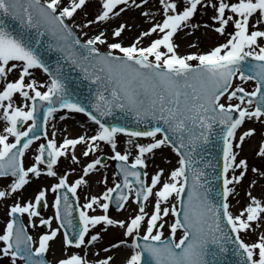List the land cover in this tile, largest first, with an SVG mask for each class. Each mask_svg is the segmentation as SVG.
Here are the masks:
<instances>
[{
  "label": "snow or ice",
  "instance_id": "1",
  "mask_svg": "<svg viewBox=\"0 0 264 264\" xmlns=\"http://www.w3.org/2000/svg\"><path fill=\"white\" fill-rule=\"evenodd\" d=\"M146 2L96 0L93 18L75 24L74 16L88 0H0V177L11 178L7 190L0 191V199L22 190L30 175L58 181L49 189L54 194L53 217H41L38 210L42 203L49 206L44 189L37 191L34 200L7 206L9 219L0 230V258H8V264H50L45 259L49 242L61 232L64 255L56 264H90L88 252L109 228L121 229L122 238L102 249L103 258L95 253L91 264H112L114 257L108 253L121 247L128 251L122 264H264V199L248 191V202L236 213L229 203L249 170L237 151L246 138L256 134V128L250 127L237 139L245 121L261 126L254 155L264 165V0H158L161 19L128 46L118 42L128 30L126 22L110 30L112 42L104 30L90 37L82 31L88 37L82 42L68 23L81 30L106 24ZM209 8L211 24L191 22L198 11L206 13ZM9 18L15 26L6 23ZM200 27L220 36L227 32V37L206 52L178 54L177 33ZM153 36L147 46H141L145 37ZM98 46H105L106 51ZM41 49L59 54L55 66L44 61ZM65 64L78 70L90 89L95 87L90 110L76 99L77 85ZM33 69L43 71L46 81L38 84L32 78ZM14 71L16 78L9 80ZM249 81L254 87L246 90ZM61 111L83 113L96 126L94 134L58 142L53 132L49 138L48 123ZM116 112L153 126L130 130L106 123L105 118ZM120 134L128 137L126 144L133 145L134 152L127 147L118 150ZM137 138L150 139L141 143ZM41 140L34 162L25 167L26 151ZM78 145L84 146V157L108 147V159L117 162L119 173L118 183L114 180L112 187L85 198L82 205L78 187L105 165L96 156L74 182H68L67 173L58 175L60 158L80 163L75 154ZM162 147H170L176 165L167 172L158 168L149 177L141 169ZM214 148L222 160L218 173ZM251 172L264 176V167L254 166ZM129 203L136 206L134 214L125 219L109 215L112 205L120 212ZM149 205L151 210L146 211ZM97 209L102 214H96ZM25 214L30 227L37 226L34 217L48 227L37 241L20 222ZM53 219L56 228L51 227ZM166 225L167 235L162 231ZM97 226H102L100 231H94ZM248 232L257 233V239L245 242L241 234ZM68 249L77 251L69 253Z\"/></svg>",
  "mask_w": 264,
  "mask_h": 264
},
{
  "label": "rangeland",
  "instance_id": "2",
  "mask_svg": "<svg viewBox=\"0 0 264 264\" xmlns=\"http://www.w3.org/2000/svg\"><path fill=\"white\" fill-rule=\"evenodd\" d=\"M41 1L43 2V0ZM137 2L140 3L141 0H137ZM96 6H97L96 0H88L87 6L84 8V10L78 11V13L74 16L75 24H81L86 19L93 18V14L96 11ZM159 7L160 6L158 4V0H147L146 3H141L140 9L133 8L131 10H126L118 18L114 17L110 21H108L106 24H100L98 26L92 25V26H89V28L83 29V30L77 28L75 24H73L72 21H68V23L73 27L72 30L74 29L76 31L75 34L78 36L79 39H81L82 42L84 39L96 34L99 30H104L106 33L107 39L109 40V42H112L113 38L110 35V30L114 29L118 24L126 22L128 24V30H126L122 34L118 42H121L123 45L128 46L141 31H146L151 26V24L161 19V14L158 11ZM141 12L147 13V15H142ZM85 13L88 14L87 17L85 16ZM211 15H212V10L210 8L207 9L206 13L203 9H201L194 15L191 22L193 24L199 23L200 25H203L205 23L211 24V20L209 19ZM82 31L87 32L88 37L84 36L82 34ZM230 31H232L231 27L228 28V32ZM185 33H193V34L185 35ZM226 37H227V32L225 33L224 36H220L216 34L215 32H213L210 28L206 29L204 27H200L198 30H194L191 28L184 29L183 31L178 32L177 35L174 37V39H175V42L179 45V47L176 49L178 54L184 55V54H189V53H194V52H206L212 46L218 43H223ZM153 38H155V36L145 37L143 39V43L141 46H147L150 43V40ZM189 44H197L198 47H195V48L189 47ZM98 47L100 51H106L105 46H98ZM32 73H33L32 78L35 79L38 84L46 81V78L42 74H40L39 71L35 70V71H32ZM15 78H16V73L14 71L12 74L9 75L8 79L13 80ZM235 83H240V81L237 80L235 81ZM251 83L253 82L248 83L246 90H250L252 87H254V83L253 85ZM15 99L17 100L18 103H20L18 97ZM61 115H65L66 119L61 120L60 119ZM84 122L87 123V120L83 116H77V115L69 114L66 112H58L54 114V118L50 120L48 123L47 132L49 134V138H51L53 132L55 133V138L58 139V142H62V139L64 137L74 138L79 135L94 134L95 128L86 129L83 127V125L81 126L79 125V123H84ZM252 123L253 124L249 126H245V123H244L243 130H240L237 134V139H238L239 134H241L244 130L250 127L256 128V134L250 138H246L244 141L245 145H242V148L237 150L238 158H244L247 160L249 170L246 173V176L243 178L242 182L236 186L234 195L229 197V203L230 205H232L231 211H233L234 213L238 212V210L242 208L243 206H245L246 203L248 202V197L246 195L248 191H251L252 195L256 196L257 198H261L264 196V176L260 175L259 173L251 172V168L254 166L264 167V165H262L261 163L260 165L257 166V160L259 158L254 155L255 151L257 150V145L261 140V135H260L261 126L257 123H254V122ZM79 130L80 132H78ZM67 132H70L71 135L68 136ZM0 134H3V122H0ZM147 139H150V138H146V139L137 138V141L143 143V142H146ZM118 140L120 141L118 150L123 152L124 148L127 147L130 152H134V146L126 144L128 137L124 136L123 134L122 135L120 134L118 136ZM11 141H12V138L10 137L9 142ZM83 147L84 146L82 145H78L77 148L75 149V154L77 155L78 160L80 161V163L78 164H73L70 161V159L60 158V164H59V168H57V174L63 175L64 173H67V177H69V179L67 180L69 183L74 182L75 179L79 178V175L82 174V167L86 163L91 162V160L94 159L96 156L108 158L111 155L110 149L105 146L103 151L91 154L89 157H84L82 155ZM30 150L26 151L25 157L23 158V164L25 167L30 166L31 163L34 162V156L36 154V151L34 150L32 152H29ZM163 154H164L163 159L160 161L157 157ZM67 155L70 157L72 155V151L70 150ZM130 162H131V157H130L129 163ZM146 163H147V168L144 169V171H147L150 177L154 173V171L157 170L158 168H164L166 172L169 169L173 168L176 165V157L168 147H162L159 150H155V156L150 157L146 161ZM90 174H92V176H96V175L103 176L105 174L108 178L106 182L104 183L102 182L100 183L99 181H97L98 182L97 184L98 185V189H97L98 195L102 194L103 191H105L107 187H112L114 180L115 182L118 183V178L114 174L113 170L111 171L109 166H105V167L98 166V170ZM33 177L34 176L30 175V179H32ZM41 178L44 179V177L42 176H40L38 179L40 180ZM49 178H51L52 183L58 182L55 178H52V177H49ZM248 178L251 179V182H249L248 184H245L244 181L245 179H248ZM252 181H255V183L252 184ZM10 182H11L10 179L1 180L0 181V191L7 190V186ZM4 183H5V188H3ZM250 184L252 185L251 188H249ZM40 186L43 187L41 184ZM24 188L30 190L28 185H25ZM45 192H46V197H48V195L54 196V194L49 190ZM91 193H92V190L90 189V187H85L84 185H81L80 187H78L77 195L79 197V203L82 205L85 202V198H89V197L91 198L90 196ZM81 194L85 196L84 199H80ZM235 196L239 199V205L241 207H237V205H235V202H234ZM10 197L11 195L1 200L4 203V200L8 201ZM28 197L30 198L28 202L31 200H34V196H31V190L29 192ZM17 201L19 200H12L9 202V204L4 203L3 211L0 212V230L3 229V227L6 225L7 220L9 219V217H7L6 215L7 206H10L14 202H17ZM47 210H48V207H44V210L42 211V213H40V216L44 218L51 217V211L50 213H48ZM97 210H98L97 214H102L99 209ZM135 210H136V206L132 204L131 207H129L128 205L126 210H121L120 212L112 211L109 209V215L116 219H125L126 217H129L130 215L134 214ZM150 210H151V206L149 205L148 207H146V211H150ZM39 218L40 217H34L33 221L35 222L37 226L30 227L28 225V219H27L26 214L21 215V219H22V222L24 223L25 230L27 231L29 235L33 237L34 241H37L39 235L43 234L40 232V229H39V226H40ZM166 219H171V218H166ZM51 227L52 228L55 227L53 222H52ZM101 227L102 226H97V228L94 231H100ZM162 231L164 232L165 235L168 234L167 225ZM121 233H122V230L118 228H109L107 232H102L101 233L102 240H100L95 245V247H92L90 252L88 253L87 258L90 264L92 261H94L97 258L96 255H94L95 253H98L99 257L103 258L106 254L103 252L102 249L109 247L110 243L116 242L118 239H121L122 238ZM179 235L180 233L178 231L177 237H176L177 239H179ZM241 236L245 240V242H248V243H251L257 239V233H253V232H248L247 234L242 233ZM49 243H50V248L47 251L48 260L51 262H55L57 259L59 260L63 258L64 250L62 246V234L59 233L57 238H55L53 241H50ZM74 251H77V250L68 249L69 253L74 252ZM83 254L84 253L81 252V255ZM108 254L114 257L112 264H122V262L124 261L126 257V254L128 255V251L125 248L121 247L120 249L111 250ZM0 264H8V258L6 257L0 258ZM18 264H21V263L18 262Z\"/></svg>",
  "mask_w": 264,
  "mask_h": 264
},
{
  "label": "bare ground",
  "instance_id": "3",
  "mask_svg": "<svg viewBox=\"0 0 264 264\" xmlns=\"http://www.w3.org/2000/svg\"><path fill=\"white\" fill-rule=\"evenodd\" d=\"M73 28V27H72ZM74 30V29H73ZM75 31V30H74ZM76 32V31H75ZM247 85L248 84H246V85H244L245 86V88L247 87ZM252 89V88H251ZM250 89V90H251ZM223 101H225L224 99H222V102ZM79 125L81 126V125H83V127L84 128H86V129H89L90 128V126L88 125V124H86V123H79ZM78 129V128H77ZM78 132H80V130L78 131ZM67 135L68 136H70L71 135V133L70 132H67ZM57 141H58V139H57ZM243 145H245L244 143H243ZM38 147V144H33L32 145V147H31V150L29 151V152H32V151H34V150H36V148ZM163 156H164V154L163 155H160V156H158L157 158L161 161L162 159H163ZM42 177H44V179H38V178H36V177H33L32 179H30L29 180V183L27 184L28 186H29V188H30V190H31V196H34L36 193H37V191L39 190V189H44L45 191H48L49 189H50V187H51V184H52V181H51V178H49V177H47V176H45V175H41ZM86 179H87V181H88V183L87 184H85V187H90V189L92 190V193H91V196H93V195H98V193H97V189H98V186H97V181L94 179L93 181H92V175H89L88 177H86ZM92 181V182H91ZM43 186V187H41L40 186V184ZM3 188H5V183L3 184ZM28 188V187H27ZM30 190H28V189H26V188H23L22 190H20L18 193H13L12 195H11V197H10V199L8 200V201H5L4 200V203L5 204H9V202L10 201H12V200H19V202H21V203H23V202H28V200L30 199L29 197H28V195H29V192H30ZM54 199V196H51V195H48V197H46V201H47V203H48V213H50V211H51V202H52V200ZM80 199H83V195H81L80 196ZM4 203H3V201L0 199V212H2L3 211V207H4ZM132 206V204L130 203L129 204V207H131ZM53 210V209H52ZM51 217H52V211H51ZM53 222V221H52ZM52 225V224H51ZM126 256H127V254H126Z\"/></svg>",
  "mask_w": 264,
  "mask_h": 264
},
{
  "label": "water",
  "instance_id": "4",
  "mask_svg": "<svg viewBox=\"0 0 264 264\" xmlns=\"http://www.w3.org/2000/svg\"><path fill=\"white\" fill-rule=\"evenodd\" d=\"M61 63H64L63 61H61ZM75 69H73L70 65L65 64V71L70 75L71 73H73Z\"/></svg>",
  "mask_w": 264,
  "mask_h": 264
}]
</instances>
